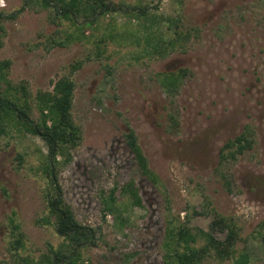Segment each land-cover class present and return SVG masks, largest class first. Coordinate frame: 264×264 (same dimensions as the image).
Segmentation results:
<instances>
[{"label":"rangeland","instance_id":"rangeland-1","mask_svg":"<svg viewBox=\"0 0 264 264\" xmlns=\"http://www.w3.org/2000/svg\"><path fill=\"white\" fill-rule=\"evenodd\" d=\"M23 1L0 0V60H10L8 79L25 82L31 100L61 75L74 82L71 116L81 139L68 162L57 157L55 171L63 200L78 222L93 228L80 263L163 264L168 219L208 230L213 208L232 219L239 239L231 257L218 260L209 251L197 264H236L241 252L248 254L246 264H264V0H113L126 8L146 5L152 17L120 10L80 26L57 18L52 8L22 7ZM167 18L178 19L190 35L182 50L153 57L146 35L151 29L170 35ZM66 33L80 37L52 43ZM101 37L106 45L95 54ZM182 67L188 73L167 94L155 73ZM30 115L38 117L34 106ZM247 125L252 147L221 163L220 147ZM128 128L157 185L140 174L125 144ZM46 153L45 142L28 132L0 135V264H26L23 258L62 241L54 225L35 222L46 213ZM128 179L140 206L120 192ZM113 187L122 224L102 215V198ZM10 218L23 234L17 253L10 247L16 236ZM211 232L222 239L226 230Z\"/></svg>","mask_w":264,"mask_h":264},{"label":"trees","instance_id":"trees-1","mask_svg":"<svg viewBox=\"0 0 264 264\" xmlns=\"http://www.w3.org/2000/svg\"><path fill=\"white\" fill-rule=\"evenodd\" d=\"M22 7L36 10L52 8L57 18L68 22L70 26H80L85 23L92 25L99 16L120 10L128 15L135 13L138 18L142 17L145 20L152 17L148 14L149 7L146 5H132L126 8L125 5H118L113 0H24ZM80 18L82 21H79ZM166 20L168 25L165 30L170 31V35H166L165 31L160 29H151L147 33L148 36L146 35L148 39L146 42L150 41L149 54L153 57H165L176 49L182 50L190 35L189 29L180 27L177 23L178 19ZM80 33L83 36L84 30L82 29ZM79 37L66 33L63 39H53L52 43L61 46ZM105 42L107 40L104 37L96 39L95 54H99L101 45L105 46ZM79 64L76 62L72 66L75 69ZM9 66V59L0 60V135H6L14 129L38 136L45 142L47 153L44 171L49 175V186L44 194L46 213L35 222L54 225L56 233L62 238L57 245L48 243L47 251L39 257L22 260L26 264H81L82 246L93 237V228L77 221L71 207L63 200L55 171V166L59 163L57 157L61 155L63 162H68L71 157L70 150L77 146L81 139L80 128L71 116L74 82L68 75H61L54 81L51 90H38L31 100L25 82L12 84L8 79ZM187 73L186 67L161 70L155 73V79L170 95L177 91L182 78ZM32 106L38 112L36 119L30 115ZM124 139L133 154L140 174L150 183L157 185L158 176L149 167L148 159L138 143L135 131L128 128L124 133ZM253 140V129L247 125L220 147L218 153L220 162L235 160L238 154L252 147ZM224 181L229 183L226 178ZM114 192L115 187L103 196L102 215L104 217L106 214H111L122 224L123 220ZM120 192L127 197L131 205H142L133 179H128L122 185ZM210 211L213 218L208 230L194 228L177 217H167L169 219L166 226L163 264H197L209 251H213L214 257L218 260L233 255L234 245L239 239V229L231 218L220 214L216 209L212 208ZM197 212L199 211H193L195 214ZM167 215H169L168 211ZM10 224L12 229L16 230V236L11 240L10 247L14 253H17V250L23 247V234L20 225L14 219L10 218ZM212 229H225V236L222 239L216 238L211 232ZM199 239H202L203 243L197 246ZM248 260V254L241 252L236 257L235 263L246 264Z\"/></svg>","mask_w":264,"mask_h":264}]
</instances>
